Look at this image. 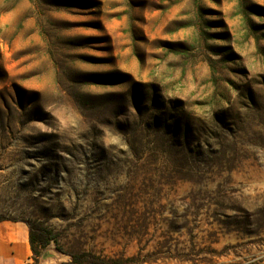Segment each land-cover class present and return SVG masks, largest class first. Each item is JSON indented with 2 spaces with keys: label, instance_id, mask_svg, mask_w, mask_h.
<instances>
[{
  "label": "rangeland",
  "instance_id": "1",
  "mask_svg": "<svg viewBox=\"0 0 264 264\" xmlns=\"http://www.w3.org/2000/svg\"><path fill=\"white\" fill-rule=\"evenodd\" d=\"M0 218L23 264H264V0H0Z\"/></svg>",
  "mask_w": 264,
  "mask_h": 264
},
{
  "label": "crops",
  "instance_id": "2",
  "mask_svg": "<svg viewBox=\"0 0 264 264\" xmlns=\"http://www.w3.org/2000/svg\"><path fill=\"white\" fill-rule=\"evenodd\" d=\"M30 250L29 230L25 223L0 219V264H23Z\"/></svg>",
  "mask_w": 264,
  "mask_h": 264
},
{
  "label": "trees",
  "instance_id": "3",
  "mask_svg": "<svg viewBox=\"0 0 264 264\" xmlns=\"http://www.w3.org/2000/svg\"><path fill=\"white\" fill-rule=\"evenodd\" d=\"M0 219H4V218H0ZM35 242H39V243L44 244L45 242H47V240L42 241L41 239H38L37 237H35L34 233L30 229V231H29V243H30V248L33 251V253H36V249L34 247Z\"/></svg>",
  "mask_w": 264,
  "mask_h": 264
},
{
  "label": "built area",
  "instance_id": "4",
  "mask_svg": "<svg viewBox=\"0 0 264 264\" xmlns=\"http://www.w3.org/2000/svg\"><path fill=\"white\" fill-rule=\"evenodd\" d=\"M30 260H31V258H30ZM25 264H30V262H26Z\"/></svg>",
  "mask_w": 264,
  "mask_h": 264
}]
</instances>
